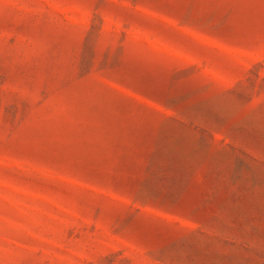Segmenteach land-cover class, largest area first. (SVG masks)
Returning <instances> with one entry per match:
<instances>
[{
	"label": "rangeland",
	"instance_id": "obj_1",
	"mask_svg": "<svg viewBox=\"0 0 264 264\" xmlns=\"http://www.w3.org/2000/svg\"><path fill=\"white\" fill-rule=\"evenodd\" d=\"M0 264H264V0H0Z\"/></svg>",
	"mask_w": 264,
	"mask_h": 264
}]
</instances>
